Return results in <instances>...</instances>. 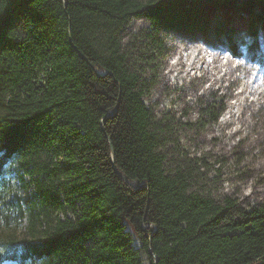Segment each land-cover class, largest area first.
<instances>
[{"label": "trees", "instance_id": "16d2710c", "mask_svg": "<svg viewBox=\"0 0 264 264\" xmlns=\"http://www.w3.org/2000/svg\"><path fill=\"white\" fill-rule=\"evenodd\" d=\"M212 12L218 37L247 18L264 66V0H0V262L264 264V204L215 199L144 102L160 29Z\"/></svg>", "mask_w": 264, "mask_h": 264}, {"label": "rangeland", "instance_id": "374dc122", "mask_svg": "<svg viewBox=\"0 0 264 264\" xmlns=\"http://www.w3.org/2000/svg\"><path fill=\"white\" fill-rule=\"evenodd\" d=\"M246 19L234 17L228 25L234 34L220 37L215 12L204 34L160 29L165 48L144 75L153 84L144 102L157 119H167L177 145L203 161L205 185L215 199L253 207L264 204V66L253 57ZM149 26L133 19L125 42ZM260 47L264 54L262 42ZM141 257L149 264L143 251Z\"/></svg>", "mask_w": 264, "mask_h": 264}, {"label": "bare ground", "instance_id": "6f19581e", "mask_svg": "<svg viewBox=\"0 0 264 264\" xmlns=\"http://www.w3.org/2000/svg\"><path fill=\"white\" fill-rule=\"evenodd\" d=\"M187 45H188V44H187ZM182 46H183V45H182ZM191 46H195V45L192 44ZM187 48H188V47H187ZM187 48H186V50H187ZM189 48H191L190 51H194V50H195L194 47H189ZM198 50H199V49H198ZM190 51H189V52H190ZM196 51H197V50H196ZM197 58H198V56H197V54H196V56L193 57L192 63L195 62V60H196ZM187 59H188V58H187ZM189 59H190V58H189ZM180 60H182V59H180ZM227 62H228V61H227ZM179 63H180V62H179ZM182 64H183V63H182ZM184 65H185V64H184ZM186 65H188V64H186ZM186 65H185V66H186ZM225 65H226V64H225ZM185 68H186V67H185ZM210 68H211V67H210ZM181 71H182V69H181ZM207 71H209V70H207ZM209 73H210V72H209ZM210 75H211V74H210ZM253 78H254V77H253ZM259 86H260V85H259ZM230 121H231V120H230ZM232 124H233V123H232ZM261 181H262V180H261Z\"/></svg>", "mask_w": 264, "mask_h": 264}, {"label": "water", "instance_id": "95a60500", "mask_svg": "<svg viewBox=\"0 0 264 264\" xmlns=\"http://www.w3.org/2000/svg\"><path fill=\"white\" fill-rule=\"evenodd\" d=\"M101 74H103V73H101ZM111 161H113V151H112V149H111ZM153 257H154V262H156L157 259H156L155 255H153Z\"/></svg>", "mask_w": 264, "mask_h": 264}]
</instances>
